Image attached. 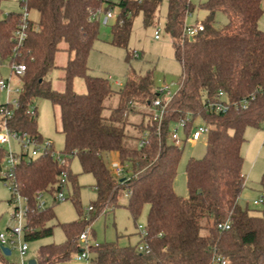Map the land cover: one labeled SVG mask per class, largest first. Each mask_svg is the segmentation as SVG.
<instances>
[{"label":"trees","instance_id":"trees-1","mask_svg":"<svg viewBox=\"0 0 264 264\" xmlns=\"http://www.w3.org/2000/svg\"><path fill=\"white\" fill-rule=\"evenodd\" d=\"M163 1L164 31L172 39L181 74L158 124L144 111L154 99H164L151 73L138 75L130 70L122 88L114 91L107 79L89 74L87 58L99 31V20L92 19V13L116 10L110 42L126 49L133 19L141 14L144 26L153 24ZM25 4L37 14V21L29 20L20 44L12 33L21 13L9 12L0 18V64L25 68L19 78L18 106L0 104L12 110V116L1 122L41 142L35 102L48 100L59 111L60 154L65 163L60 165L46 154L22 158L15 167V184L26 200V227L30 229L23 238L35 242L52 236V207L37 209L36 195H51L55 200L62 172L73 186L72 201L78 213L77 220L59 224L63 243L38 247L36 264L64 263L81 251L78 236L87 224L78 208L76 176L66 157H76L81 172L93 176L95 215L123 206L135 223L148 206L144 231L137 229L138 243L90 246L93 264H212L214 255L225 264H264V173L259 181L263 201L258 214H250L237 202L245 183L241 171L244 131L258 129L264 122V32L258 28L264 11L261 0L204 1L198 6L206 12L203 30L192 40L183 35L185 19L194 10L190 0H26ZM219 13L226 22L216 27ZM61 43L65 49L59 48ZM61 50L68 53V60L62 68L64 89L59 92L52 89L49 75L56 68L55 54ZM130 57L127 52L126 61ZM76 78L83 80L85 93L74 91ZM219 92L223 94L219 100L230 108L226 113L205 111L207 102L215 101ZM31 108L33 115L28 114ZM136 114L147 119L131 124L128 118ZM186 117L185 136L198 124L207 128L206 150L201 159L187 161V197H180L173 190V180L182 149L170 144L167 135L174 122ZM111 153L122 167V178L106 164ZM5 157L6 150L0 146V174ZM121 199L126 200L124 205ZM225 222L229 229L219 230L217 226ZM5 257L0 251V261L5 262Z\"/></svg>","mask_w":264,"mask_h":264},{"label":"rangeland","instance_id":"rangeland-1","mask_svg":"<svg viewBox=\"0 0 264 264\" xmlns=\"http://www.w3.org/2000/svg\"><path fill=\"white\" fill-rule=\"evenodd\" d=\"M194 5V10L186 17L185 25L194 26L197 22H201L206 12L200 9L199 4L206 0H190ZM261 6L264 10V0H261ZM17 0H1L0 1V18H3L9 12H20ZM116 10H113V14ZM166 14V2H162L156 12V17L153 24L144 26L142 16L138 14L132 22V29L128 39L127 48L117 47L111 44L110 28L115 23L116 18L109 19L103 23L104 14L99 17V31L97 40L93 43L91 51L87 58V67L89 74L94 77H101L108 80L111 88L114 91L122 88L126 74L132 70L138 75H144L147 72L152 74L154 87L160 88L163 85L168 86L172 94L177 89V83L181 74L180 64L174 59L172 39L164 31ZM29 20L36 22L37 14L29 11ZM226 18L222 14L216 16V27L225 24ZM260 29L264 30V11L259 20ZM155 32L158 34V39L154 38ZM59 48L65 49L64 43L59 45ZM127 52L131 56L126 61ZM137 53V57L132 54ZM68 60V53L64 50L58 51L55 54L54 62L56 68L49 75L52 89L63 91L64 83L61 79L63 75V67ZM0 78L9 80L11 85H20L19 80L10 72L7 62L0 64ZM73 89L76 93H85V85L83 80L76 78L73 81ZM14 94L10 95L12 99ZM8 102L3 92H0V104ZM36 107V129L42 138L49 139L52 142L53 149L60 153L63 149V137L60 134L59 111L57 107H53L48 100L37 99ZM140 110V109H139ZM145 113L149 114V109H144ZM108 111H104L106 115ZM0 115V135H5L4 126L1 123ZM129 122L131 124H139L147 119L141 114L130 115ZM198 122V121H197ZM174 125H171V129ZM180 138L183 139L181 132H178ZM244 143L241 146V155L243 157L242 174L245 177L244 186L238 197V204L241 208L247 209L250 214H258L257 211L261 205H253V201L261 197L259 181L264 173V122L261 127L256 129L247 127L244 131ZM8 152L19 154L21 147L19 143L13 139L8 144L2 146ZM182 149L181 158L177 167L176 175L173 180V190L180 197H187L185 166L190 158L201 159L206 150L205 136H202L196 143L186 142L180 147ZM69 169L72 175L76 176V185L78 188V208L82 211L81 217L88 227V238L90 245L92 243H110L116 242L119 246H134L138 243L139 237L137 234V226L144 227L145 218L148 211V206L145 205L142 209L140 217L135 223L130 218L125 207L120 206L113 211L99 213L89 212L88 208L92 207L91 202L95 200L96 194L94 191V178L91 174H83L80 169L79 162L76 157L68 158ZM117 161L116 154L111 153L106 158V164L110 168L111 163ZM111 169V168H110ZM64 200L56 201L51 195H44L42 200L45 207H52L54 219L50 222L53 225V234L35 242H26L28 250L25 253V260L35 259L38 247L46 244H61L65 237L59 224L73 222L78 219V213L73 205V186L70 182L62 188ZM11 190L5 183L0 180V233L6 234L7 229L13 227L16 222L12 219L14 208L18 205L11 200ZM121 205L126 203L125 199H121ZM21 207L25 204L21 201ZM93 218L91 222L88 220ZM85 228V229H86ZM84 229V230H85ZM201 235L204 232L201 231ZM21 240L24 241L23 235ZM81 248L83 244L79 243ZM73 255L67 262L69 264L77 263ZM5 259L10 264L19 263V254L16 249H12L9 256ZM68 264V263H67Z\"/></svg>","mask_w":264,"mask_h":264},{"label":"built area","instance_id":"built-area-1","mask_svg":"<svg viewBox=\"0 0 264 264\" xmlns=\"http://www.w3.org/2000/svg\"><path fill=\"white\" fill-rule=\"evenodd\" d=\"M21 5L20 11V19L19 24L16 29L12 33V37L17 44H20L26 37V29L29 22V11L25 4L26 0H17ZM101 14H104L103 23L105 24L109 19L115 17L116 14H113V10H107L103 12L102 9L96 10L92 13V19H98ZM203 30V25L201 22H197L194 26L184 25L183 27V35L188 39L192 40L199 32ZM155 39H158V34L155 32ZM134 57H137V53H133ZM11 74H13L17 79L22 76L25 68L21 64H11L9 66ZM159 91L163 94L162 98H156L151 102L149 106V116L152 121L157 122L158 124L162 121L163 115L167 106V103L172 98V93L169 90L168 86L163 85L159 88ZM0 92H3L6 96L5 104H9L13 109L17 108V97L21 92V86L11 85L9 80H3L0 78ZM14 94V97L11 99L10 95ZM223 98V94L219 92L217 94V99L213 102H207V107L205 111H213L215 113H226L230 108V105L222 103L220 100ZM220 99V100H219ZM234 108H237V105H233ZM242 108L245 107V103L241 105ZM29 115L34 114V110L31 108L28 111ZM0 115L4 118H10L12 116V110L7 109V107H0ZM189 122V117L183 118L174 122L172 125L173 128L168 131V142L175 147H181L183 142L196 143L202 136H205L207 133V128L203 124H198L194 126V129L188 136L184 134V128L186 124ZM5 129V135H0V146H4L8 144L11 139L17 141L21 147V151L19 154H14L10 150L6 152L5 162L3 170L0 174L2 181L8 186L12 192L11 201L14 200V203L18 206L14 208L12 213V219L16 222V224L7 229L6 234L0 233V246L8 248L11 252L12 249H16L19 254V263L18 264H28L29 260H25L24 256L28 250L27 243L21 240V236L29 232L30 229L26 227V200L22 198L16 188L15 179H14V170L15 167L21 162L22 158H36L39 155H50L53 157L60 165L65 163V158L60 153L56 152L53 149V145L49 140H42L41 142L34 141L30 136L26 133H20L16 131H12L7 128L4 122H1ZM178 132H181L183 139L179 137ZM143 142H140L142 145ZM111 171L117 178L123 177L122 167L117 163H111ZM67 182L66 173L62 172L58 178V186L61 188L55 196L56 201L64 200V196L62 193V188ZM42 195H36V203L37 209H42L45 207V203L42 200ZM25 204L24 207H21L20 202ZM263 201V197L261 196L258 200L253 201V205H261ZM88 211H92V207L88 208ZM219 230H228V222L223 224H219L217 226ZM138 231L143 232L144 228L140 225L137 226ZM88 227L78 236V242L84 245V248H81V251L76 254L75 260L78 262H82L83 264H93L92 254L89 251L90 246L97 247L98 243H92L90 245V240L88 238ZM141 249V247L139 248ZM212 264H225V260L219 256L214 255L212 257Z\"/></svg>","mask_w":264,"mask_h":264},{"label":"water","instance_id":"water-1","mask_svg":"<svg viewBox=\"0 0 264 264\" xmlns=\"http://www.w3.org/2000/svg\"><path fill=\"white\" fill-rule=\"evenodd\" d=\"M0 251L1 253L4 255V256H9L10 255V251L8 248H5V247H1L0 246ZM28 264H36L35 260L34 259H31L28 261Z\"/></svg>","mask_w":264,"mask_h":264},{"label":"crops","instance_id":"crops-1","mask_svg":"<svg viewBox=\"0 0 264 264\" xmlns=\"http://www.w3.org/2000/svg\"><path fill=\"white\" fill-rule=\"evenodd\" d=\"M262 7V6H261ZM258 28L260 29V27H259V23H258ZM261 31H263L264 32V30H262V29H260ZM44 140H49V139H45V138H43ZM49 141H51V140H49ZM52 143V142H51ZM112 163H117V161H114V162H112ZM77 263H73V264H83L82 262H78V261H76ZM69 264V262H64V263H59V264ZM0 264H10V263H8V261L6 260L5 262H3V261H0Z\"/></svg>","mask_w":264,"mask_h":264}]
</instances>
